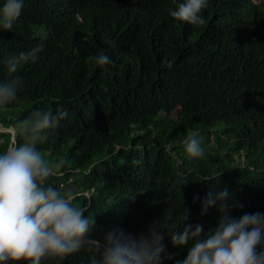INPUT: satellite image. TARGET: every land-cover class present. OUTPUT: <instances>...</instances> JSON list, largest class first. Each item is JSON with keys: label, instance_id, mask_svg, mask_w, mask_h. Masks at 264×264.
I'll list each match as a JSON object with an SVG mask.
<instances>
[{"label": "trees", "instance_id": "16d2710c", "mask_svg": "<svg viewBox=\"0 0 264 264\" xmlns=\"http://www.w3.org/2000/svg\"><path fill=\"white\" fill-rule=\"evenodd\" d=\"M259 1L209 0L205 23L191 25L169 16L173 0H26L12 31H0V61L46 37L34 63L16 73L0 65V80L24 81L0 125L12 129L38 109L67 110L37 147L53 163L67 161L63 174L50 178L54 186L91 197L84 207L85 215L96 214L94 237L113 228L140 234L157 221L164 255L173 257L164 264H175L186 250L174 247L169 233L188 223H202L204 232L216 227L215 208L199 212L217 180L215 191L227 188L243 205L232 216L264 213ZM101 51L110 64L89 61ZM194 130L205 149L201 158L184 152L183 139ZM8 138L0 135V145ZM89 255L76 253L61 264H87Z\"/></svg>", "mask_w": 264, "mask_h": 264}, {"label": "clouds", "instance_id": "9594fccd", "mask_svg": "<svg viewBox=\"0 0 264 264\" xmlns=\"http://www.w3.org/2000/svg\"><path fill=\"white\" fill-rule=\"evenodd\" d=\"M173 2L175 7L168 14L174 20L191 25L205 23L209 0ZM25 6L26 0H3L0 31L11 32ZM212 21H218L216 15ZM45 38L28 51L9 55L0 65L8 73H16L19 65L34 63L43 51ZM88 59L97 66L112 62L103 51ZM23 86L20 76L0 80V113L8 111ZM67 116V110L53 113L38 109L14 121L11 133H0L9 137L0 145V264L20 261L43 264L47 258L61 264L67 256L80 252L90 254L87 264H164L165 260H172V255H164L159 222L153 221L146 231L136 235L113 228L102 238L94 237L96 214L85 215L84 207L91 197L84 191L62 190L50 182V178L63 174L67 161L61 158L53 163L45 158L37 144L46 141ZM183 148L189 158L204 156L198 130L183 139ZM216 186L209 187L200 201L199 212L203 216L215 208L216 227L204 232L202 223H188L181 230L169 233L171 244L186 250L185 257L175 260V264H264V213L232 216V208L243 205L235 204L227 188L215 191ZM175 187L173 183L168 191L172 192ZM185 220L187 210L183 209L182 221Z\"/></svg>", "mask_w": 264, "mask_h": 264}, {"label": "water", "instance_id": "95a60500", "mask_svg": "<svg viewBox=\"0 0 264 264\" xmlns=\"http://www.w3.org/2000/svg\"><path fill=\"white\" fill-rule=\"evenodd\" d=\"M0 132H9V133H11V132H12V129H9V128H3V127L0 125Z\"/></svg>", "mask_w": 264, "mask_h": 264}]
</instances>
